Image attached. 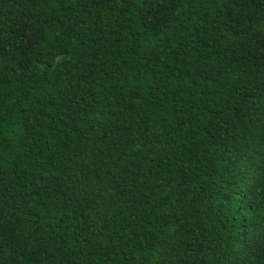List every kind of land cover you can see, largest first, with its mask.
<instances>
[{
    "label": "trees",
    "instance_id": "1",
    "mask_svg": "<svg viewBox=\"0 0 264 264\" xmlns=\"http://www.w3.org/2000/svg\"><path fill=\"white\" fill-rule=\"evenodd\" d=\"M0 264H264V0H0Z\"/></svg>",
    "mask_w": 264,
    "mask_h": 264
}]
</instances>
